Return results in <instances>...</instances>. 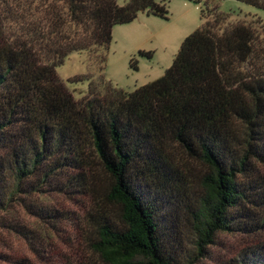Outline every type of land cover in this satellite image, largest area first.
I'll use <instances>...</instances> for the list:
<instances>
[{"label":"trees","instance_id":"16d2710c","mask_svg":"<svg viewBox=\"0 0 264 264\" xmlns=\"http://www.w3.org/2000/svg\"><path fill=\"white\" fill-rule=\"evenodd\" d=\"M169 1L0 0V212L48 192L88 200L87 245L102 264H184L185 215L195 260L228 234L252 242L227 264H264V22L202 11L172 66L131 93L87 76L76 100L56 73L74 52L104 65L115 26L168 19ZM176 148L206 168L193 200Z\"/></svg>","mask_w":264,"mask_h":264},{"label":"rangeland","instance_id":"374dc122","mask_svg":"<svg viewBox=\"0 0 264 264\" xmlns=\"http://www.w3.org/2000/svg\"><path fill=\"white\" fill-rule=\"evenodd\" d=\"M127 1L118 0V4L123 5ZM213 7L231 14L233 20L257 17L264 22V10L237 0L202 1L199 4L188 0H170L168 19L139 14L132 23L115 26L104 65L99 60V54L74 52L56 68V73L76 100L88 92L87 76L96 81L102 75L117 88L131 93L165 74L183 41L202 26V11ZM140 51L151 53L152 57L140 56ZM132 58L137 60V70L130 67ZM77 77L81 80L72 81ZM173 152L175 158L189 170L186 177L192 186L190 198L193 200L202 192L200 177L206 168L187 159L178 148ZM100 179L105 182L102 176ZM90 206L92 204L86 199L73 201L52 192L35 194L25 204H12L8 211L0 212V253L10 257L9 262L0 261V264H64L80 260L102 264L87 245L88 238L95 237V232L84 220ZM34 207L44 209L47 218L40 219L31 214L30 209ZM50 210H58L68 219L56 220ZM20 231L25 238L18 233ZM180 233V255L184 264H227L252 242L242 236L220 234L216 244L204 252V257L195 260V237L185 215Z\"/></svg>","mask_w":264,"mask_h":264}]
</instances>
